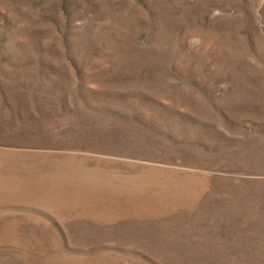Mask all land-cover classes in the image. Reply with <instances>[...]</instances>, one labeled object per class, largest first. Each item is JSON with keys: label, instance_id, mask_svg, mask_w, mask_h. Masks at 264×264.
<instances>
[{"label": "rangeland", "instance_id": "1", "mask_svg": "<svg viewBox=\"0 0 264 264\" xmlns=\"http://www.w3.org/2000/svg\"><path fill=\"white\" fill-rule=\"evenodd\" d=\"M0 264H264V0H0Z\"/></svg>", "mask_w": 264, "mask_h": 264}]
</instances>
